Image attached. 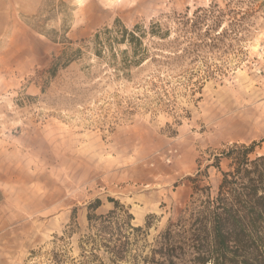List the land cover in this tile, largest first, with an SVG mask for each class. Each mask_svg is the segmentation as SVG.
Listing matches in <instances>:
<instances>
[{
	"label": "rangeland",
	"instance_id": "374dc122",
	"mask_svg": "<svg viewBox=\"0 0 264 264\" xmlns=\"http://www.w3.org/2000/svg\"><path fill=\"white\" fill-rule=\"evenodd\" d=\"M117 20L146 31L124 70L91 43ZM252 143L264 154V0H0V264H146ZM115 202L142 228L118 262L87 219Z\"/></svg>",
	"mask_w": 264,
	"mask_h": 264
},
{
	"label": "trees",
	"instance_id": "16d2710c",
	"mask_svg": "<svg viewBox=\"0 0 264 264\" xmlns=\"http://www.w3.org/2000/svg\"><path fill=\"white\" fill-rule=\"evenodd\" d=\"M150 33L159 35L153 27ZM145 36L141 27L128 30L117 20L112 28L96 33L91 43L98 58L107 56L116 62L120 56L119 68L124 70L137 66L146 56ZM121 45L126 48L114 49ZM81 53L75 50V54ZM255 146L233 145L222 153L229 163L221 172L215 196L209 188L195 186L190 207L159 235L146 264H264V154L252 157ZM198 176L200 173L188 180L196 183ZM87 219L90 226L95 222L113 262L125 257L129 240L124 230L142 231L131 225L132 216L116 202L106 215H88Z\"/></svg>",
	"mask_w": 264,
	"mask_h": 264
}]
</instances>
